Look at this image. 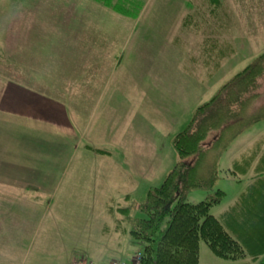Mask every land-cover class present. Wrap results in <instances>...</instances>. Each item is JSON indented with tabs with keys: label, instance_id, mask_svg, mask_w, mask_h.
Wrapping results in <instances>:
<instances>
[{
	"label": "rangeland",
	"instance_id": "obj_1",
	"mask_svg": "<svg viewBox=\"0 0 264 264\" xmlns=\"http://www.w3.org/2000/svg\"><path fill=\"white\" fill-rule=\"evenodd\" d=\"M137 1L134 20L86 0H2L0 97L15 87L7 82L23 84L46 101L27 105L46 116L33 120V132L16 126L12 133L28 97L0 107V264H141L142 246L130 231L148 192L179 162L174 139L201 104L264 53V0H224L220 12L207 11L203 0ZM53 100L68 105L81 151L48 150V141L63 145L51 136L64 124ZM251 129L220 162L213 191L225 195L211 209L217 219L259 178L264 121ZM258 145L247 176L230 175ZM70 148L75 162L65 173L52 171L49 187L46 169L35 167L68 163ZM28 186L29 195L45 192L47 204L28 196ZM212 192L192 190L187 200ZM199 257L200 264L260 262L219 259L204 242Z\"/></svg>",
	"mask_w": 264,
	"mask_h": 264
},
{
	"label": "trees",
	"instance_id": "obj_2",
	"mask_svg": "<svg viewBox=\"0 0 264 264\" xmlns=\"http://www.w3.org/2000/svg\"><path fill=\"white\" fill-rule=\"evenodd\" d=\"M86 1L103 4L126 18H140L141 4L137 0ZM203 2L207 11L220 12L224 6V0ZM193 7L196 12L197 6ZM263 118L264 53L222 84L208 102L201 104L186 129L174 139L179 162L159 188L148 192L139 207L141 218L136 219L130 231L134 243L142 246L141 264H200L201 242L219 259L253 258L260 261L258 264H264V155L257 165L259 178H252L259 181L261 188L256 189L255 185L247 189L221 219L211 214L212 207L219 205L225 195L220 190L215 194L213 191L221 171V160L235 142L258 122L264 121ZM70 121L71 124L75 122L74 119ZM256 149L252 157L235 162L234 174L230 175H237V172L247 176L261 146ZM192 190L213 191L214 195L191 203L187 194ZM238 233L245 238L239 240ZM248 240L252 244L250 251L245 247Z\"/></svg>",
	"mask_w": 264,
	"mask_h": 264
},
{
	"label": "crops",
	"instance_id": "obj_3",
	"mask_svg": "<svg viewBox=\"0 0 264 264\" xmlns=\"http://www.w3.org/2000/svg\"><path fill=\"white\" fill-rule=\"evenodd\" d=\"M8 84L9 85H13L15 87H13L11 89V93L9 92V89H6L4 91L3 95L1 96L2 97V100L0 102V107L3 108V109H5V108H7L8 102L9 103H12L13 100H15V102H18V101L22 100L20 98H24V97L26 98V97H28L27 100H24L23 103L22 102L21 103L24 106L22 108H26V109L28 108V110H30V112L28 110H26V111L23 110L21 113H18L17 116L15 115L14 120H13V123L11 125L12 133L16 132V126H23V127L26 128V130H30V132H33V129L34 128H32V126L34 125V121L35 120L38 121V120H44L45 119L44 116H46V112L44 113V110H42V109L40 110L39 107H40L42 101H43L42 103H45L46 101L45 100H42L41 96L39 94H37L35 91H33V89H30V88L26 87L23 84L16 83V82H11V83L10 82H7L6 85H8ZM31 98L36 99L35 100V102H36L35 104L39 103L40 105H37V106L36 105L35 106L27 105L29 103L27 101L29 99H31ZM43 98H45V97H43ZM46 100H48V99H46ZM48 101H50V100H48ZM54 102H56V104H54V106L55 107H58L55 110L56 111L55 113H56V115H57V117L59 119H62V118L64 119V124L62 122H60V123H57L56 122L57 124L55 125V129H57V130L51 136H52V138L54 136H59L61 138V140L59 142H57V143H62L63 145L59 146V144H58V146H56V143H51V142L48 141L47 142V147H49L48 150L50 152H54V151H57L58 148H66V147H69V146L72 145L75 148V150L81 151L80 144L77 141H75V143L73 144V139H71V135L77 136V134L72 129V125L73 124H71V121L69 122V120L72 119L73 117L68 116V105L66 104V106H67L66 107L63 103H61L62 101L61 102L60 101H54ZM61 105L63 106L62 107V110H60ZM17 107H18L17 109H21L19 106H17ZM8 108H10V107H8ZM31 109L36 110L35 112H33L34 114H32ZM10 112H11V110L8 113H10ZM53 116H54V113H53ZM7 117H9V115H7ZM52 120H53L52 119V115L50 114V121H52ZM23 132H25V131H23ZM43 132H44V130H43ZM42 136L43 135H41L40 137H42ZM46 138L48 139L49 138V135L46 136ZM68 140L70 141V144L68 143ZM72 159H73V155L71 154V148H70L69 152L66 154V159H65L66 161H68V163H61V164L55 165L54 167L46 164V167L45 168L43 166H40V168L39 167H35V171L46 169V171H47L46 176H43V177L44 178H48L49 179V185H50L49 187H53V185L51 184V181L53 180V175H50L52 173V171L65 173L66 170L69 167L68 164H71V163H74L75 162ZM52 167H53V169H51ZM49 168H50V170H49ZM50 176H51L52 179L50 178ZM63 176L64 175H59L57 177L56 186H58L59 188L63 187V184L65 183L64 181H62V177ZM249 180H251V179H249ZM258 182L259 181H256V180L250 181V185L248 186L247 189H249L250 187L255 186V185L257 186L256 189L261 188L260 187V183H258ZM23 191L28 192L27 195L30 196V197H32V199L34 201L39 202L41 204H47L45 201L43 202L41 200V196H40V195H44L45 192H43V194H41L39 192L40 193L39 195H29V193L35 192V191H31L30 190V186L26 187L25 190H23ZM51 202L52 201L49 200L48 201V205H51ZM44 213H46V218H48L49 211L46 212V210H45ZM238 236L239 237H237V238L239 240H241V239L243 240V238H245L243 236V234H241V233H238ZM251 246H252V244L248 240L246 242V244H245L246 249L248 251H250L251 250ZM251 259L253 260V258H251Z\"/></svg>",
	"mask_w": 264,
	"mask_h": 264
}]
</instances>
